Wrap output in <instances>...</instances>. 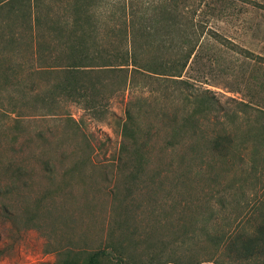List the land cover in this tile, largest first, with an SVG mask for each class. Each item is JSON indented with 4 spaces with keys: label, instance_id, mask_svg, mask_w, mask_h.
Here are the masks:
<instances>
[{
    "label": "rangeland",
    "instance_id": "obj_1",
    "mask_svg": "<svg viewBox=\"0 0 264 264\" xmlns=\"http://www.w3.org/2000/svg\"><path fill=\"white\" fill-rule=\"evenodd\" d=\"M65 1L42 0L36 34L25 0L12 14L0 3V264H84L94 253L99 264H264L263 244L239 251L264 225V132L242 105L264 109V0L207 1L224 11L209 26L235 48H218L215 62L189 74L202 77L195 86L216 101L220 121L231 117L200 121L195 151L174 133L181 96L155 80L103 82L92 109L59 94L66 62L45 19L66 18ZM115 30L105 24L101 36L119 42ZM128 107L141 157L122 135ZM227 127L223 157L207 138Z\"/></svg>",
    "mask_w": 264,
    "mask_h": 264
},
{
    "label": "trees",
    "instance_id": "obj_2",
    "mask_svg": "<svg viewBox=\"0 0 264 264\" xmlns=\"http://www.w3.org/2000/svg\"><path fill=\"white\" fill-rule=\"evenodd\" d=\"M207 1L66 0V18L45 19L48 31L59 38L64 56L62 61L66 62L65 67H62L63 78L56 90L71 102L92 109L96 106L99 86L103 82H111L116 78L127 89L137 86L139 79L155 80L165 94L170 91L172 95L181 96L184 111L174 133H180V136L187 134L192 141L190 147L195 151L203 138L198 127L200 121H206L211 116V119L225 125L231 117L227 111L222 117L227 123L220 121V116L214 114V111H219L216 101L212 100L208 91H198L195 86L202 77L189 74L203 60L215 62L218 48L227 47L226 44L230 45L227 47L230 50L235 48L234 44L209 26L212 20L220 19L219 14L224 11L211 8L206 5ZM41 2L25 0L23 5L22 15L27 18L25 22L33 34L38 32L44 18ZM0 3H3L2 8L10 9L11 14L15 12V5L11 6L14 0ZM110 22L117 28L113 35L120 37L119 42L113 41L111 35H108L109 42L101 36L102 27ZM106 42L108 44L104 45ZM49 44H44L46 49ZM42 45L36 47V53L43 51ZM236 52L241 55V49ZM244 54L248 56L249 53ZM256 59L261 60L260 57ZM146 98L138 97L137 101H146ZM242 105L249 108L251 113H256L254 118L260 120L259 129L264 132V109L245 103ZM132 124L134 115L132 108L128 107L122 135L135 146L134 156L141 157L143 145H137ZM224 130L222 134L208 137L207 143L213 152L226 157L223 151L231 146L233 135L228 127ZM228 238L229 244L233 236ZM239 241V251L244 254L241 258L255 254L258 244L264 245V225L257 227L252 234L244 235ZM99 260V253H94L84 264H99Z\"/></svg>",
    "mask_w": 264,
    "mask_h": 264
}]
</instances>
